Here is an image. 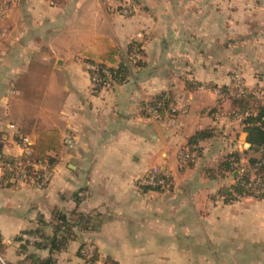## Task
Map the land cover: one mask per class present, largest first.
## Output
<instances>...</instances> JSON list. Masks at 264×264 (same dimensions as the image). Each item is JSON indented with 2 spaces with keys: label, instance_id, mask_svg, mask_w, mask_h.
Wrapping results in <instances>:
<instances>
[{
  "label": "crops",
  "instance_id": "crops-1",
  "mask_svg": "<svg viewBox=\"0 0 264 264\" xmlns=\"http://www.w3.org/2000/svg\"><path fill=\"white\" fill-rule=\"evenodd\" d=\"M120 1L0 0V162L22 156L41 132L61 138L45 189L0 170V253L7 264H86L80 251L92 245L99 264H264V199L226 202L221 191L237 173H208L231 154L246 168L259 157L234 97L219 92L235 79L264 88V0H132L128 16ZM134 42L140 66L95 89L83 62L114 51L107 64L119 65ZM163 94L171 111L152 118L147 104ZM202 131L213 137L198 162L175 174L169 194L146 201L151 189L139 179L174 170ZM56 212L69 221L66 249L22 250L25 232L54 237Z\"/></svg>",
  "mask_w": 264,
  "mask_h": 264
},
{
  "label": "trees",
  "instance_id": "trees-1",
  "mask_svg": "<svg viewBox=\"0 0 264 264\" xmlns=\"http://www.w3.org/2000/svg\"><path fill=\"white\" fill-rule=\"evenodd\" d=\"M116 52H111L110 56L102 60V62H94L89 61L90 64H93L99 68L98 74L101 78V82H107L106 76L102 74V69L105 68L108 64L107 62L112 61V56H115ZM140 55L142 54V49L140 44L134 42L131 44L127 58L130 55ZM142 59V58H141ZM141 61V60H140ZM140 61L137 62V66H140ZM127 59L119 63V65L111 66L109 71L113 75V79L115 82L119 84L126 82L128 77V67H127ZM94 84V83H93ZM95 89H101V84H94ZM245 93L241 96L234 97L233 105L237 111V113L244 116L242 123L245 127V131L247 133V143L250 145L249 151L259 154L258 158H251L249 160V166L244 168V172H240V161L241 156L237 153L231 154L225 158L223 162L219 165L216 170H208V173L211 174V177L216 174L225 176L226 174L234 175L237 173L235 180L236 184L231 189H224L221 191V196L225 199L226 202H233L242 197H254L257 199H264V102L258 100L255 95L250 92L248 88L243 87ZM256 91L264 93V88H257ZM220 91L224 93L226 96H229L232 92H238L237 88L233 90L224 87L221 88ZM172 104V98L169 95L163 94L161 96L156 97L151 102L147 104V110L151 113H155L160 117H163L166 112H170V105ZM213 137V134L209 131L198 132L195 136H193L188 143V149L181 151L182 154H191L198 153L201 156L202 147L201 143ZM32 148V154L30 155L31 160H48L51 166H54L56 161L53 157L49 155V153H56L61 148V138L57 131H48L41 132L38 135V140ZM8 162H15V159L6 160ZM189 165H194L190 163ZM251 171L255 172V179L251 180ZM153 173V172H152ZM151 173V174H152ZM8 174V180L11 182L12 175ZM157 177L167 179L164 171H159V173H155ZM168 184L172 182V178L167 179ZM143 189H151L160 191L159 187H142ZM55 218L58 223L56 226V232L54 237L48 238L44 234H40L37 232H25L26 235L37 236L43 238V242H25L22 245V250L26 251L30 247L29 245H33L37 248H50L53 254H57L62 252L67 247V243L70 239V230H69V221L67 216L56 212ZM65 232L68 236L60 235L59 233ZM23 239L18 238V241L21 242ZM46 245V246H44ZM87 246V245H85ZM83 246L81 248L80 254L83 259H85L87 264H98V255L95 251V254L91 257L88 255H84L82 253ZM30 264H54V259L49 258L48 260H37L33 261L32 257H28ZM104 264H118L117 262L108 259Z\"/></svg>",
  "mask_w": 264,
  "mask_h": 264
},
{
  "label": "built area",
  "instance_id": "built-area-1",
  "mask_svg": "<svg viewBox=\"0 0 264 264\" xmlns=\"http://www.w3.org/2000/svg\"><path fill=\"white\" fill-rule=\"evenodd\" d=\"M135 60H138L139 57H134ZM91 66H89L88 70L91 73L92 76V83L94 84H101V88L104 87H109L112 85H116L119 84L118 82H115V80L113 79V75L112 73L109 71V66H106L105 68L102 69V74L104 76H106L107 78V82H101V78L98 74L99 68L93 64H90ZM238 89V92H232L229 96L232 97H238L241 96L245 93L244 88L240 85L235 86ZM221 94L222 97H225L226 95L224 93H222L221 91L219 92ZM255 97L260 100L261 102H264V93L256 91V92H252ZM27 143V142H26ZM64 145L68 148L71 149L73 148V141L70 137H65L64 139ZM31 150V149H30ZM31 152H29L26 155H29ZM183 158L184 160L189 161L191 159L189 154H183ZM27 156H25L26 158ZM24 158V159H25ZM19 161H15V162H8V161H1L0 162V170L2 173H10L13 177L15 178H22V180L24 181H34L35 177L37 178V180H35V186L37 188H43L45 186H47V184L49 183L50 179L52 178V166L49 163L48 160H30L29 163L24 164L25 161L27 160H23V158ZM167 176V175H166ZM170 176H167V179H169ZM164 179V178H159L156 176L155 173L153 174H149L145 181H143V185L145 187H161V185L165 186L168 184V180ZM34 183V182H33ZM24 240H29L31 242H37L40 239L37 236H31V235H25ZM1 264H6L3 260H1Z\"/></svg>",
  "mask_w": 264,
  "mask_h": 264
},
{
  "label": "rangeland",
  "instance_id": "rangeland-1",
  "mask_svg": "<svg viewBox=\"0 0 264 264\" xmlns=\"http://www.w3.org/2000/svg\"><path fill=\"white\" fill-rule=\"evenodd\" d=\"M121 2V9H120V13L121 14H123V15H125V16H128V15H130L131 14V12L133 11V6L134 5H131V3L133 4V2H132V0H121L120 1ZM134 57H139V59L138 60H135L134 59ZM141 58H142V56H140V55H136V54H134V55H130L128 58H127V62H126V64H130V65H136L137 64V62H139L140 60H141ZM83 66L88 70L89 68V66H91L90 65V63L89 62H83ZM107 66H109V67H111L110 65H107ZM113 67V66H112ZM116 67V66H115ZM89 71V70H88ZM89 73H90V71H89ZM90 77H91V81H92V76H91V73H90ZM234 82H235V86H237V85H240V86H242V87H244V85H241V81H239L238 79H235L234 80ZM234 86V88H236ZM104 88H106V87H104ZM250 92H256V90L254 89V90H250ZM171 106V105H170ZM151 117L153 118V117H160L159 115H157V114H155V113H151ZM23 144H24V147H23V154H22V156H20V157H17V158H14L15 159V161H19V162H21L20 160L23 158V160H27V161H25L24 162V164H27V163H29L30 162V160H31V157H29V155H26V154H28L29 152H31L30 154H32V148H30L28 145H27V143H25V142H23ZM31 149V150H30ZM190 155V157H191V159L189 160V161H187V160H184V158H183V154L180 152L179 154H178V156H177V164H176V168L174 169V170H172V169H168V168H166V169H151V171H150V173L149 174H151L152 172L153 173H159V171H164L165 172V175H167V176H170V178H172V182L170 183V184H167V185H165V186H163V185H161V187L159 188L160 189V191H157V190H149L148 192H146L148 195L146 196L147 197V199H145L146 201H151V199H153L152 201H154V199L157 197V196H162V195H167V194H169L170 193V191L171 190H173L174 188H175V174H176V176L177 175H179V174H181L180 173V171L181 170H183V169H185L186 167H189V166H191V165H189L190 163H193V164H196L197 162H198V160H199V158H200V156L198 155V153H191V154H189ZM25 156H27L26 158H25ZM53 156V155H52ZM25 158V159H24ZM54 158V157H53ZM54 160L56 161V163H57V157L56 158H54ZM55 163V164H56ZM55 164H54V166H52L51 168H52V171L54 170V167H55ZM244 168L245 167H243V166H241L240 167V172L241 173H243L244 172ZM152 173V174H153ZM148 173L144 176V177H142L141 179H139V183H138V185L142 188V187H145L144 185H143V181H145V179H146V177L149 175ZM52 175H53V173H52ZM37 178H38V176H37ZM37 178L35 177V180H37ZM12 181L14 182H16V183H19V184H21V185H25V186H33V187H35V188H37L36 186H35V180L32 182V181H24V180H22V178H15V177H13L12 176ZM250 179L251 180H254L255 179V172L254 171H251V176H250ZM51 181H52V178L50 179V181H49V183L47 184V186H49L50 185V183H51ZM47 186H45V187H43V188H38V189H45ZM151 201V202H152ZM151 202H150V205H151ZM156 203H159V200H156L155 201ZM26 234H21L20 236H19V238H24V236H25ZM39 238V237H38ZM25 242H26V240H22L21 242H19V243H21V244H25ZM27 242H30V243H32L31 241H29V240H27ZM39 242H40V240H39ZM95 248L92 246V245H87V246H85V248H83V250H82V253L84 254V255H88V257H91V256H93L94 254H95ZM97 253V252H96ZM1 260H3L6 264H7V262L5 261V259H4V257H3V255H2V253H0V264H1ZM85 260V259H84ZM86 262V261H85ZM87 264V263H86ZM98 264H99V260H98Z\"/></svg>",
  "mask_w": 264,
  "mask_h": 264
}]
</instances>
